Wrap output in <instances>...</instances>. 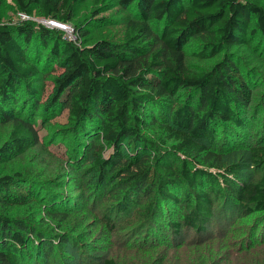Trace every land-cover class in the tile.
Segmentation results:
<instances>
[{"label": "trees", "instance_id": "1", "mask_svg": "<svg viewBox=\"0 0 264 264\" xmlns=\"http://www.w3.org/2000/svg\"><path fill=\"white\" fill-rule=\"evenodd\" d=\"M14 1L22 13L33 15L38 8L45 18L67 23L82 0ZM119 3L130 11L120 41L101 38L84 45L80 37L65 38L62 29L33 20L0 23V122L12 121L0 144V164L40 142L36 116L44 122L66 109L68 125L60 136L73 138L75 156L90 157L85 166L95 175L94 191L105 202L109 225L134 209L128 219L141 224L138 233L154 227L160 232L163 223L178 235L184 228L201 233L217 212L263 213L264 121L258 140L248 146L250 162L261 171L257 179L247 182L242 164L223 163L219 151L235 148L255 121L254 75L231 48L262 49L264 0ZM192 38L200 40L199 57L219 52L224 57L209 69L192 70L187 62ZM50 40L45 63L55 75L42 102L34 80L41 72L39 47ZM81 136L88 139L84 148ZM34 182L31 171H0V264H36L57 253V237H46L23 213L12 215L38 203ZM52 210L46 213L67 217L65 210ZM63 237L62 244H78ZM30 247L39 253L34 262ZM101 264L119 262L107 256Z\"/></svg>", "mask_w": 264, "mask_h": 264}, {"label": "rangeland", "instance_id": "2", "mask_svg": "<svg viewBox=\"0 0 264 264\" xmlns=\"http://www.w3.org/2000/svg\"><path fill=\"white\" fill-rule=\"evenodd\" d=\"M0 2V23L15 24L23 19L33 20L38 26L62 29L65 38L76 40L80 37L78 40L84 45L101 38L120 41L124 35L126 18L130 15L128 8L120 4L119 0H82L76 6L72 21L66 23L68 28L63 29L59 24L49 23L38 8L33 15H28L20 12L14 0ZM51 43L52 40L47 47H39L42 53L41 72L35 78L34 85L37 87V99L42 102L53 89L55 71L51 64L45 63ZM199 43L198 38H192L187 47V62L192 70L209 69L224 57L223 52L199 57L196 55ZM31 49L35 53L33 45ZM231 49L237 53L241 66L248 67L254 75L252 113L255 121L251 122L250 134H246L247 137L245 135L235 148L226 147L219 153L223 163H241L243 176L249 182L261 175V171L250 162L248 146L258 140L257 128L264 121V46L257 51L245 45L233 46ZM24 93L26 99L31 101L32 97L26 90ZM42 113L41 106L37 114ZM50 116L52 118L47 116L44 122L42 115L36 116L42 138L35 147L0 164L3 173L31 171L36 195L39 196L38 203L15 209L12 215L20 216L23 213L46 237L58 238L55 239L59 247L56 255L39 259L36 264H101L107 256L115 257L119 264H264V212L233 216L217 212L205 223L206 229L201 233L184 228L178 235L173 234L170 227L166 228L163 223L160 224V232H156L154 227L149 232L144 230L138 233L141 224H136L132 218L128 219L134 209L129 214L116 215L113 227L109 225L104 217L105 202L94 191L95 175L85 166L90 162V157L80 159L75 156L77 152H74L73 138L60 136L68 125L66 109L61 113L53 112ZM11 127L12 121L0 122V144L7 138ZM78 140L82 141L79 146L84 148L88 139L81 136ZM215 147H220L219 142ZM70 150H73L71 154ZM72 164L77 167L74 168ZM51 207L55 210H52L53 213L65 210L67 217L50 216L46 210ZM232 209L236 210L237 207ZM173 216L177 218L178 213ZM67 235L75 238L78 244L71 241L62 244V240L66 239L63 236ZM29 249L34 254V262L39 256L38 250L35 247Z\"/></svg>", "mask_w": 264, "mask_h": 264}, {"label": "built area", "instance_id": "3", "mask_svg": "<svg viewBox=\"0 0 264 264\" xmlns=\"http://www.w3.org/2000/svg\"><path fill=\"white\" fill-rule=\"evenodd\" d=\"M49 23L53 24V25H56V24H59L63 29H67L68 26L66 23L64 22H59V21H56V20H53V19H48Z\"/></svg>", "mask_w": 264, "mask_h": 264}]
</instances>
